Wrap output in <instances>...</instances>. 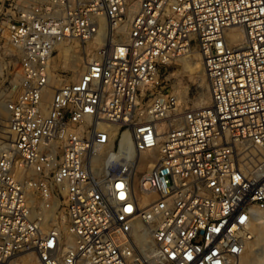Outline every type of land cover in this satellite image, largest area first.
Here are the masks:
<instances>
[{"label":"built area","instance_id":"built-area-1","mask_svg":"<svg viewBox=\"0 0 264 264\" xmlns=\"http://www.w3.org/2000/svg\"><path fill=\"white\" fill-rule=\"evenodd\" d=\"M76 42L91 58L63 77L51 58ZM192 48L209 94L194 107L159 76ZM0 54L19 77L0 264H240L264 209V0H0Z\"/></svg>","mask_w":264,"mask_h":264},{"label":"rangeland","instance_id":"rangeland-1","mask_svg":"<svg viewBox=\"0 0 264 264\" xmlns=\"http://www.w3.org/2000/svg\"><path fill=\"white\" fill-rule=\"evenodd\" d=\"M82 52H78V59L75 62L76 67L70 65H64L58 61L59 51L53 54L51 58V65L56 71H63L65 74L63 77L71 76L73 73H78L77 66L90 54V47L88 44L81 45ZM2 57V54H0ZM16 54H12L9 58L10 74L4 81V75L0 76V130L4 126H7L8 119L4 110L3 100L9 92H6L5 87L13 84L14 89L17 90L18 77V64L16 63ZM1 67L3 62H1ZM63 70H62V69ZM159 76L163 87L174 91L178 98L184 105L187 106H201L209 102L207 78L203 69L202 60L196 49L192 50L188 54L179 55L173 58L170 62L162 65L159 71ZM61 80V79H60ZM203 98V103L198 104V97ZM197 101V102H196ZM8 139H12L9 135H2L0 133L1 144H4ZM145 154V153H143ZM137 172H144L139 167ZM63 198H59V206L56 208L54 215L59 218L62 214ZM253 232H255V238L251 242L252 244L246 250L243 257V264H249L253 258L255 250L260 248L261 263L264 264V215L254 217ZM251 247V249H250ZM249 259V260H248ZM12 264H38L34 255L30 253H18L14 256ZM259 261V260H258ZM257 261V262H258ZM253 264V263H252Z\"/></svg>","mask_w":264,"mask_h":264},{"label":"bare ground","instance_id":"bare-ground-1","mask_svg":"<svg viewBox=\"0 0 264 264\" xmlns=\"http://www.w3.org/2000/svg\"><path fill=\"white\" fill-rule=\"evenodd\" d=\"M81 48H82L81 44H79L77 42L76 43H68L66 45L65 44L61 45L60 48H59L58 61L60 63H63L64 65H70L72 67H76L75 62L78 59V52H80V51L82 52ZM90 58H91L90 54H88L87 57L81 62V64H79L77 66L79 74L87 67V63H88V60ZM199 103H203V98H201L200 96L198 97V104ZM0 133L2 135H9V137H11V138H13V135H14L12 129L9 126V124H7V126H4L3 129L0 130ZM121 143L122 144L124 143L127 151H129V152L132 151V143H131V141L129 139L128 132L123 131L122 137H121ZM156 158H157L156 149H152L151 151H149L148 153H145V154H141L140 153L139 158H138L137 167H139L140 170H145L146 171L155 162ZM139 173H143V172L141 171ZM149 199H150V196H147V197L143 198L142 203H146ZM262 215H264V209L258 207V208H256L253 211L252 219L254 217H256V216H262ZM253 220H255V219H253ZM252 231H253V226H252ZM254 233L255 232H253V234ZM254 238H255V234H254L253 238L248 242V244H247V246L245 248V251L243 252V254H242L241 258H240V264L244 263V261L242 259H243L244 255H245L246 250L252 244L251 242H253L252 240ZM250 249H251V247H250ZM260 252H261L260 248L255 250V253L253 254V258L251 259L249 264H252V263L253 264H259V263H261V258L262 257L260 255L262 253H260ZM242 261H243V263H242ZM12 262H11V264H12Z\"/></svg>","mask_w":264,"mask_h":264}]
</instances>
